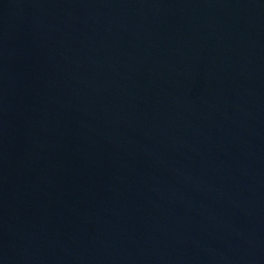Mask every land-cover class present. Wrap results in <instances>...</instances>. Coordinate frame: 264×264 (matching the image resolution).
Listing matches in <instances>:
<instances>
[{
	"label": "water",
	"instance_id": "1",
	"mask_svg": "<svg viewBox=\"0 0 264 264\" xmlns=\"http://www.w3.org/2000/svg\"><path fill=\"white\" fill-rule=\"evenodd\" d=\"M0 264H264V0H0Z\"/></svg>",
	"mask_w": 264,
	"mask_h": 264
}]
</instances>
